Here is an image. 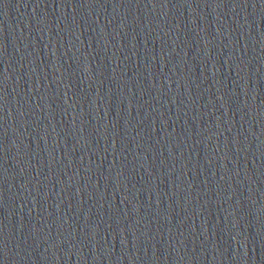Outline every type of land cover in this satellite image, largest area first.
<instances>
[{"label":"water","instance_id":"1","mask_svg":"<svg viewBox=\"0 0 264 264\" xmlns=\"http://www.w3.org/2000/svg\"><path fill=\"white\" fill-rule=\"evenodd\" d=\"M0 264H264V0H0Z\"/></svg>","mask_w":264,"mask_h":264}]
</instances>
